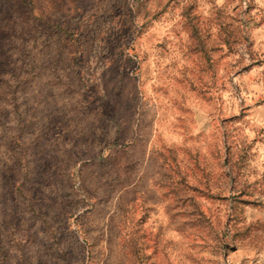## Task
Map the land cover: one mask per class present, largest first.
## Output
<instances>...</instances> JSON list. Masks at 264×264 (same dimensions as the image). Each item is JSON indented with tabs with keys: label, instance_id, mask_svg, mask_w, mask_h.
<instances>
[{
	"label": "rangeland",
	"instance_id": "374dc122",
	"mask_svg": "<svg viewBox=\"0 0 264 264\" xmlns=\"http://www.w3.org/2000/svg\"><path fill=\"white\" fill-rule=\"evenodd\" d=\"M0 264H264V0H0Z\"/></svg>",
	"mask_w": 264,
	"mask_h": 264
}]
</instances>
